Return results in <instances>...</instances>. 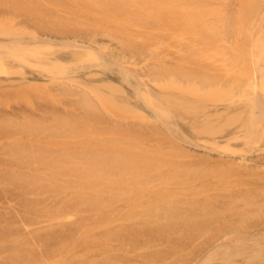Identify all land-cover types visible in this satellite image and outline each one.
<instances>
[{
    "label": "rangeland",
    "instance_id": "1",
    "mask_svg": "<svg viewBox=\"0 0 264 264\" xmlns=\"http://www.w3.org/2000/svg\"><path fill=\"white\" fill-rule=\"evenodd\" d=\"M134 1L2 0V264H264V0Z\"/></svg>",
    "mask_w": 264,
    "mask_h": 264
},
{
    "label": "bare ground",
    "instance_id": "2",
    "mask_svg": "<svg viewBox=\"0 0 264 264\" xmlns=\"http://www.w3.org/2000/svg\"><path fill=\"white\" fill-rule=\"evenodd\" d=\"M101 0H99V2H100ZM136 1V0H135ZM134 1V2H135ZM166 1V0H165ZM132 2V1H131ZM167 3V2H166ZM165 3V4H166ZM100 7V6H99ZM166 8H167V6H166ZM151 12V11H150ZM0 24H1V26H2V0H0ZM2 29V28H1ZM52 34V33H51ZM38 38V37H37ZM37 38H36V42H37ZM45 38V37H44ZM47 38L48 37H46L45 39L47 40ZM89 38V37H88ZM87 38V39H88ZM32 39H35V37L34 38H32ZM41 39V38H40ZM40 39H38V40H40ZM30 40V39H29ZM86 40V39H85ZM95 40H96V38H95ZM24 41V40H23ZM33 42H34V40H32ZM43 42H44V39L42 40ZM91 41V40H90ZM25 42V41H24ZM29 42V41H28ZM27 42V43H28ZM47 42H48V40H47ZM93 42V41H92ZM86 43V45H87V42H85ZM99 43V42H98ZM25 44V43H24ZM35 44H37V43H35L34 42V45ZM40 43H38V48L37 49H40V46L41 45H39ZM47 46H49L50 47V45H48L47 43H45ZM50 44V43H49ZM79 44V43H78ZM81 44L82 43H80V45H78V46H80L81 47ZM26 45H28V46H30L29 44H26ZM46 45L45 46H43L44 48L46 47ZM73 45H75V44H73ZM76 45H77V43H76ZM83 45V44H82ZM85 45V46H86ZM22 46H25V45H22ZM85 46H83V49H89V48H84ZM101 46V45H100ZM79 47V48H80ZM86 47H89V45L88 46H86ZM107 47V46H106ZM2 48V47H1ZM35 48V49H36ZM43 48V49H44ZM97 49V48H96ZM115 49V48H114ZM0 50H2V49H0ZM45 50H49L47 47L45 48ZM51 50V49H50ZM53 50V49H52ZM79 50V49H78ZM77 50V51H78ZM95 50V49H94ZM100 50H101V48H100ZM99 50V51H100ZM105 50H106V48H105ZM67 51V50H66ZM76 50H74V52H77ZM86 51V50H85ZM85 51H83L84 53H85ZM88 51V50H87ZM90 52L89 53H91V50H89ZM102 51V50H101ZM113 51V50H112ZM122 51V50H121ZM39 52V51H38ZM41 52H42V50H41ZM41 52L39 53L40 55H41ZM60 52V51H59ZM1 53H2V51H1ZM87 54H88V52H86ZM98 53H101V52H98ZM58 54V53H57ZM60 54V53H59ZM93 54V53H92ZM42 55H44V54H42ZM48 55V54H47ZM77 55H79V54H77ZM1 56H2V54H1ZM0 56V57H1ZM55 56V55H54ZM119 56V55H118ZM72 57V56H71ZM80 58V57H79ZM73 59H74V56H73ZM0 60H2V59H0ZM54 61V60H53ZM57 61V60H56ZM62 61V60H61ZM70 61V60H69ZM2 62V61H1ZM55 62V61H54ZM60 62V61H59ZM59 62H58V64H59ZM68 62V61H67ZM56 64H57V62H56ZM57 64V65H58ZM62 64H64V60H63V62H62ZM66 64V63H65ZM50 66V65H49ZM48 66V67H49ZM53 66V65H52ZM70 66V65H69ZM47 67V68H48ZM53 67H55V65L53 66ZM134 67H135V65H134ZM46 68V69H47ZM50 68V67H49ZM48 68V69H49ZM132 68V67H131ZM136 68V67H135ZM47 69V70H48ZM124 69V68H123ZM78 70V69H77ZM122 70V69H121ZM120 70V71H121ZM128 70V69H127ZM126 71V70H125ZM25 72H23V74H24ZM138 73V72H137ZM22 74V76H25L26 74H24L23 75ZM77 74V73H76ZM122 74V73H121ZM124 74V73H123ZM131 74H133L132 72H131ZM75 75V74H74ZM126 75V74H125ZM135 75H137V74H135ZM34 77V76H33ZM78 77V76H77ZM128 77V76H127ZM126 77V78H127ZM131 77H133V75H131ZM136 77V76H135ZM139 77L140 76H138V79H139ZM26 78V77H25ZM51 78V77H50ZM70 78V77H69ZM68 78V79H69ZM124 78V77H123ZM130 78V77H129ZM129 78H127V79H129ZM134 78V77H133ZM27 79V78H26ZM67 79V80H68ZM79 79V78H78ZM76 80V81H79V80ZM126 79V80H127ZM137 78H135V80H136ZM138 79H137V82H138ZM37 80V79H36ZM53 80V79H52ZM74 80V79H73ZM141 80V79H140ZM2 81V80H1ZM23 81V80H22ZM25 81V80H24ZM109 82V81H108ZM127 82H128V80H127ZM140 82V81H139ZM138 82V83H139ZM0 84H1V82H0ZM108 84V83H107ZM111 84V87H113L114 86V84L112 85V82L110 83ZM26 85V84H25ZM33 85H35V83H28V86H30V87H33ZM115 85H118V83H115ZM22 86V85H21ZM38 86H39V83H38ZM108 86V85H107ZM110 86V85H109ZM135 86V85H134ZM136 87V86H135ZM134 87V88H135ZM39 88V87H38ZM114 88H118L117 86H115ZM119 88H120V86H119ZM24 89V88H23ZM136 89V88H135ZM140 89V88H139ZM138 89V90H139ZM12 141H13V139H12ZM12 144H11V147H10V149L9 148H7V147H5V146H2V149H3V151H2V154H4V153H6V154H8V155H11V156H14V155H16V153L17 152H21V154H22V159L25 161V162H29L28 163V168H29V173H27L26 172V174H24V173H21L22 175L20 176V180L22 181V182H25V183H28L29 184V186L30 187H33V184H34V165H33V148H32V144H29V145H25V146H22V147H19V150H18V137H16L15 136V139H14V141L13 142H11ZM5 154V155H6ZM1 165H2V163H1ZM15 170H12L11 172H14ZM0 182L2 183V178H0ZM25 187V186H24ZM26 188V187H25ZM23 189V191H25L26 189H24V188H22ZM31 193V192H30ZM4 227L2 226V223H0V264H2V233L4 232ZM27 235H26V238H25V241L27 242V244H32V242H33V240H34V233H33V228L31 227V228H29V229H27ZM25 242V243H26Z\"/></svg>",
    "mask_w": 264,
    "mask_h": 264
}]
</instances>
